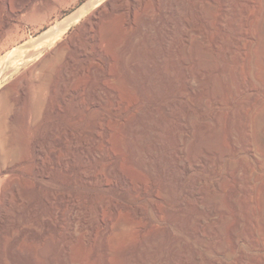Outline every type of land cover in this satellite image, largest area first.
Instances as JSON below:
<instances>
[{
  "label": "rangeland",
  "instance_id": "1",
  "mask_svg": "<svg viewBox=\"0 0 264 264\" xmlns=\"http://www.w3.org/2000/svg\"><path fill=\"white\" fill-rule=\"evenodd\" d=\"M89 1L14 21L18 61L37 49L0 75V264H264V0H137L132 30L117 2L63 31Z\"/></svg>",
  "mask_w": 264,
  "mask_h": 264
},
{
  "label": "bare ground",
  "instance_id": "2",
  "mask_svg": "<svg viewBox=\"0 0 264 264\" xmlns=\"http://www.w3.org/2000/svg\"><path fill=\"white\" fill-rule=\"evenodd\" d=\"M36 0H0V54L2 53V52H4V51H6V50H8V52H7V54L5 55V56H3L1 59H0V75H3V76H8V74H11L12 72H14L15 71V69H17L16 67L18 66V63H19V61H22V60H25V59H28V60H31L32 58H34V56H35V51L34 50H32V49H37V48H32L31 50L30 49H28V46H27V48L26 47H24V48H26L27 50H24V49H22V50H24L21 54H22V56H21V59H19V61H18V59L17 58H19V53L21 52L20 50H21V48H22V46H16V45H13V46H11L10 44H11V42H12V40H13V36L16 34V30H17V28H18V25H16L15 23H14V21L16 20V19H18L19 17H20V14L22 15L23 13H25V12H29L30 10H32V8L34 7V3H36L35 2ZM124 0H90L88 3H86L85 5H83V6H81L80 7V9H78L75 13H73L71 16H69L67 19H65L63 22H62V26H64V29H63V31H65V30H67L68 28H70V26L72 25V24H74V23H77L78 21H80V19L83 17V16H85V15H87V13L91 10L92 11V9H94V11H93V18H94V20H97V17H100V16H103V14H104V11L106 10V9H110L111 7L113 8V5H115V4H117V2H119L120 4V11H122L125 15L123 16L122 15V12L120 13L121 15H122V17H125V20H124V29L126 30V29H129L130 28V30H132L131 28L134 26V24H137L136 22H135V10H136V7L138 6L137 5V0H128V2H127V4H126V2L124 3L123 2ZM150 1V0H149ZM148 1V2H149ZM146 4V3H145ZM222 4V3H221ZM116 6V5H115ZM140 6V5H139ZM117 7V6H116ZM237 7V6H236ZM239 7V6H238ZM38 8V7H37ZM222 8V7H221ZM250 8V7H249ZM35 9H36V7H35ZM148 9V8H147ZM235 9V8H234ZM252 9V8H251ZM114 10H115V8H114ZM149 10V9H148ZM147 10V11H148ZM152 10V9H151ZM150 10V11H151ZM250 10V9H249ZM109 11V10H108ZM223 11V10H222ZM35 12H36V10H35ZM34 12V13H35ZM110 12V11H109ZM118 12V10L116 11V12H114V13H117ZM141 12V11H140ZM153 12H154V10H153ZM214 12V11H213ZM31 13V12H30ZM29 13V15H31ZM90 13V12H89ZM159 13H161V11L159 12ZM159 13H157V17H159ZM26 14V13H25ZM145 14H146V12H145ZM213 14V13H212ZM219 14V13H218ZM223 15V13L221 12L220 13V15H218V19H220V21H221V18H222V15ZM91 15V14H90ZM118 15V13L116 14V15H114L113 14V16L114 17H112V15H111V17L112 18H115V16H117ZM121 15H119V17H120V19H121ZM143 16H144V14H142ZM142 15H141V17H142ZM151 15H154L153 13H151ZM151 15H149V16H151ZM161 16V15H160ZM147 17V16H146ZM146 17H144L145 19H146ZM152 17H154V16H152ZM217 17V16H216ZM27 18V17H26ZM28 18H30V21L32 22L33 21V17L31 18L30 16L28 17ZM46 18V17H45ZM44 17H43V19H45ZM88 18V17H87ZM106 18V17H105ZM143 18V19H144ZM149 18V17H148ZM237 18V17H236ZM40 19H42V18H40ZM43 19H42V21H43ZM88 19H90V18H88ZM116 19V18H115ZM115 19H114V21H115ZM154 19V18H153ZM156 19V18H155ZM217 19V18H216ZM239 19V18H238ZM238 19H237V21H238ZM35 21V20H34ZM34 21L32 22V23H34ZM38 21V20H37ZM85 21H86V19H85ZM90 21H91V19H90ZM90 21H88V23L90 22ZM108 21V19H106V22ZM112 21H113V19H112ZM136 21H137V19H136ZM149 21H151V19H149ZM25 22V21H24ZM40 22V21H39ZM43 22H45V21H43ZM96 22V21H95ZM99 22V21H98ZM121 22V21H120ZM141 22V21H140ZM153 22V24H155V26L157 27L159 24V18H158V20H153L152 21ZM241 22V21H240ZM28 23V22H27ZM37 23V22H36ZM87 23V22H86ZM85 23V24H86ZM91 23V22H90ZM110 23V22H109ZM114 23V22H113ZM118 23V22H117ZM123 23V22H122ZM139 23V22H138ZM146 23H148V22H146ZM234 23H236V21L234 22ZM38 24H40V23H38ZM48 24V23H47ZM81 24V23H80ZM151 24V23H150ZM107 25V24H106ZM105 25V26H106ZM110 25H112V24H110ZM145 25V24H144ZM143 25V26H144ZM83 26H84V24H83ZM109 26V25H108ZM115 26H118V25H116L115 24ZM149 26V25H148ZM57 25L55 26V29L57 30ZM82 27V26H81ZM84 27H86V26H84ZM122 27V26H121ZM152 27V26H151ZM150 27V28H151ZM172 27V26H171ZM90 28H92V26L90 27ZM107 28V27H106ZM110 29H111V27H109ZM144 28V27H143ZM104 29H105V27H104ZM146 29H147V27H146ZM37 30V29H36ZM54 30V29H53ZM97 30V29H96ZM98 30H100V29H98ZM103 30V29H102ZM136 30V29H135ZM51 31V29H48L47 31H45L42 35H41V39L42 38H44L47 34H49V32ZM62 31V32H63ZM138 31V30H137ZM41 32V31H40ZM76 32V31H75ZM80 32V31H79ZM120 32V31H119ZM124 32V31H123ZM136 32V31H135ZM143 32V31H142ZM146 32V31H145ZM154 32H156V31H154ZM51 33V32H50ZM61 33V31H59V33L58 34H60ZM64 33V32H63ZM96 33V32H95ZM98 33V32H97ZM121 33V32H120ZM62 34V33H61ZM104 34H106V33H104ZM122 34V33H121ZM120 34V35H121ZM140 34V33H139ZM167 34H169L168 35V37H170L171 36V34H172V31H168L167 32ZM55 35V37H56V34H54ZM73 35V34H72ZM78 35V34H77ZM82 35H85V34H82ZM88 35H90V34H88ZM92 35V34H91ZM107 35H109V34H107ZM114 35V34H113ZM124 35L125 34H123V37H124ZM25 36V35H24ZM50 36V35H49ZM59 36V35H58ZM105 35H103V37H104ZM112 36V35H111ZM111 36H109V37H111ZM118 36V35H117ZM54 37V38H55ZM71 37V36H70ZM80 37V41H81V36H79ZM79 37H77L76 39H77V41L79 40ZM87 37V36H86ZM102 37V43L105 41L104 39H105V37L103 38ZM109 37H108V39H109ZM126 37V36H125ZM125 37L123 38V41H124V39H125ZM137 37H139V36H137ZM142 37H143V35H142ZM23 38V37H22ZM47 38H48V36H47ZM46 38V39H47ZM52 38V37H51ZM91 38H93V41L95 42V40H94V36L93 37H91ZM99 38V37H98ZM113 38H114V36L112 37V38H110L111 40H113ZM122 38V36L120 37V39ZM39 39V38H38ZM38 39L36 40V41H38ZM40 39V40H41ZM56 39V38H55ZM67 39V38H66ZM70 39V38H69ZM87 40H88V38H86ZM86 39H84V41L86 40ZM129 39H131V37L129 38ZM129 39H127V41L129 40ZM57 40V39H56ZM63 40V39H62ZM83 40V39H82ZM86 40V41H87ZM90 40H92V39H90ZM104 40V41H103ZM107 40V39H106ZM111 40H107V41H110L111 42ZM122 40V39H121ZM221 40V39H220ZM223 40V39H222ZM31 41V40H30ZM50 41V40H49ZM48 41V42H49ZM52 41V40H51ZM55 41V40H54ZM67 41V40H66ZM66 41H64L63 43H65ZM86 41H85V43H86ZM99 41H100V39H99ZM126 41V40H125ZM32 42H33V40H32ZM41 42V41H40ZM42 42H43V40H42ZM62 42V41H61ZM130 42V41H129ZM139 42V41H138ZM15 43V42H14ZM28 43H29V41H28ZM34 43V42H33ZM39 43V42H38ZM37 43V44H38ZM46 43V42H45ZM77 43V42H76ZM88 43H90L89 41H88ZM92 43V42H91ZM100 42H98V44H99ZM101 43V44H102ZM106 43H108V42H106ZM123 43V42H122ZM124 43H126V42H124ZM35 44H36V42H35ZM36 44V45H37ZM54 44V43H53ZM67 44H70V43H67ZM73 45H75L74 43H72ZM96 44V43H95ZM95 44H93V45H95ZM108 44H110V43H108ZM131 44H133V43H131ZM35 45V46H36ZM45 45V44H44ZM50 45V44H49ZM55 45V44H54ZM62 46L64 45V44H61ZM71 45V44H70ZM79 45H81V44H79ZM84 45V44H83ZM90 45V44H89ZM92 45V44H91ZM93 45H92V47H93ZM112 44H110V46H111ZM118 44L116 43V45H115V47L117 46ZM121 45V44H120ZM119 45V46H120ZM170 45H172V44H169V46H167L168 47V49L171 47ZM26 46V45H25ZM39 46V45H38ZM51 46V45H50ZM50 46H48V47H50ZM68 46V45H67ZM72 46V45H71ZM75 46H77V45H75ZM74 46V47H75ZM96 46H97V44H96ZM109 46V45H108ZM107 46V47H108ZM109 46V47H110ZM113 46V45H112ZM111 46V47H112ZM162 46H163V44H162ZM161 46V47H162ZM173 46H174V44H173ZM44 47H47V46H44ZM44 47H42L43 48V50H44ZM55 47V46H54ZM64 47H66V45H64ZM69 47V46H68ZM79 47V46H78ZM78 47H77V49H78ZM81 47H82V45H81ZM80 47V48H81ZM98 47H100V44H99V46ZM97 47V48H98ZM108 47V48H109ZM109 48V50H111V49H113V48ZM125 47V46H124ZM129 46H127V48H128ZM41 48V47H40ZM56 48V47H55ZM58 48H60L59 46L56 48V49H58ZM67 48V47H66ZM66 48H63V49H66ZM85 48V47H84ZM83 47H82V49H84ZM89 48H91V47H89ZM95 48V46L92 48V49H94ZM104 48H106L105 46L103 47V45H102V49H104ZM107 48V49H108ZM120 48H121V46H120ZM125 49V51L126 50H128V49ZM130 48V47H129ZM145 48H147V47H145ZM56 49L54 50L53 48H52V50H54V51H56ZM75 49V48H74ZM86 49V48H85ZM106 49V50H107ZM123 49V50H124ZM132 51H134L132 48H130ZM129 49V50H130ZM160 49V48H159ZM159 49H158V47H156V48H149V50L147 51V50H144L143 52L144 53H146V54H144V55H146L147 56V60H150L151 62H154V61H156V60H158V59H161V56L163 55L160 51H159ZM67 50H70V51H72L71 49H69V48H67ZM66 50V52L68 53V51ZM99 50V49H98ZM101 50V49H100ZM105 50V51H106ZM108 50V51H109ZM121 50H122V48H121ZM120 50V51H121ZM129 50L128 51H126L127 53L129 52ZM130 50V51H131ZM173 50V48L170 50V52ZM41 51H42V49H41ZM78 51V50H77ZM95 51V50H94ZM108 51H107V53H108ZM112 51V50H111ZM111 51H109V53L111 52ZM114 51H117L116 49H114L112 52H114ZM147 51V52H146ZM35 52V53H34ZM38 52H39V50H38ZM37 52V53H38ZM63 54H65V51L63 50ZM80 52H81V50H80ZM89 52H92V51H89ZM112 52H111V54H112ZM166 52H168V51H166ZM174 53H175V50L173 51ZM173 52H171V53H173ZM94 53V52H93ZM96 53V52H95ZM109 53H108V55H109ZM118 54H119V52H117ZM117 53H115V54H117ZM123 53H125L124 51H123ZM136 53H138V51L136 52ZM174 53H173V55H174ZM20 54V55H21ZM46 54H48V53H46ZM62 54V55H63ZM90 54V53H89ZM101 54L102 53H100V56H101ZM104 54V53H103ZM110 54V55H111ZM162 54V55H161ZM169 54V53H168ZM39 55H42V54H39ZM99 55V54H98ZM107 55V54H106ZM107 55V57L109 58V56ZM126 55V54H125ZM132 55V54H131ZM170 55V54H169ZM45 56V55H44ZM44 56H42V57H44ZM70 56V55H69ZM68 55H67V57H69ZM74 56V55H73ZM88 56V55H87ZM93 56H94V54H93ZM92 56V57H93ZM115 56H117V55H115ZM139 56V55H138ZM145 56V57H146ZM171 56H172V54H171ZM64 58L66 57L65 55L63 56ZM71 57L72 56H70L69 58L71 59ZM75 57V56H74ZM78 57V56H77ZM89 57V56H88ZM104 57H106V56H104L103 55V58ZM106 57V58H107ZM111 57H112V55H111ZM119 57V56H118ZM163 57H164V55H163ZM80 58V57H79ZM84 58V57H83ZM97 58V57H96ZM114 58V57H113ZM127 58V57H126ZM125 58V59H126ZM128 58H130V57H128ZM127 58V59H128ZM136 58H137V55H136ZM135 58V59H136ZM119 59V58H118ZM117 59V60H118ZM121 59V58H120ZM131 59V58H130ZM67 60V59H66ZM115 60H116V58H115ZM123 60H124V57H123ZM123 60H121L122 62V64H123ZM79 61V60H78ZM127 61V63H128V61L129 60H126ZM125 62V61H124ZM130 62H132V61H130ZM64 63V62H63ZM69 63V62H68ZM68 63H66V64H68ZM135 63V62H134ZM22 64V63H21ZM106 64V63H105ZM131 64H133V63H131ZM64 65H65V63H64ZM124 65V64H123ZM128 66V65H127ZM60 67V66H59ZM62 67V66H61ZM20 68V67H19ZM62 69V68H61ZM61 69L59 68V70L61 71ZM63 69H64V67H63ZM93 69V68H92ZM98 69V68H97ZM67 70V69H66ZM94 70V69H93ZM96 70V69H95ZM99 70V69H98ZM97 70V71H98ZM64 71V70H63ZM65 73H66V71H65ZM64 73V74H65ZM147 76V75H146ZM25 79H23V81H24ZM24 83H26L27 84V82H24ZM217 83V82H216ZM221 84V83H220ZM27 86V85H26ZM31 86V85H30ZM218 86H219V84H218ZM29 87V86H28ZM217 87V86H216ZM220 87V86H219ZM220 89V88H219ZM3 87H1L0 86V101L2 100V96H3ZM6 94V93H5ZM13 100V99H12ZM9 102H10V100H8ZM11 115V114H10ZM13 116V115H12ZM12 118V117H11ZM217 140H219V136H215V137H213V138H211V141L212 142H215V141H217ZM4 156L6 157V154H4ZM4 157V158H5ZM41 154L40 153H37V160H38V162L40 163L41 161ZM6 159V158H5ZM5 161V160H4ZM4 163V162H3ZM5 163H6V161H5ZM5 163H4V165H5ZM38 164V163H37ZM42 164V163H41ZM38 166V165H37ZM39 167H41V169H42V166L41 165H39ZM39 167H37V168H39ZM11 169V168H10ZM12 171V170H11ZM12 173H14V171H12ZM37 173V175H40L41 177H45V173L43 172V171H37L36 172ZM9 174H10V172H9ZM38 177V176H37ZM180 180V179H179ZM105 231H107V229H105ZM116 241V240H115ZM117 256V255H116ZM118 262H120L119 260H117Z\"/></svg>",
  "mask_w": 264,
  "mask_h": 264
}]
</instances>
